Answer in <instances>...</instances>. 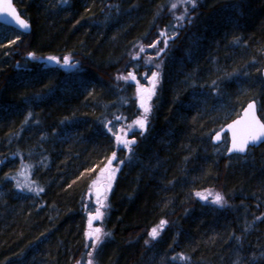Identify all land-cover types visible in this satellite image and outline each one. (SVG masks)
Returning <instances> with one entry per match:
<instances>
[{"label":"trees","instance_id":"1","mask_svg":"<svg viewBox=\"0 0 264 264\" xmlns=\"http://www.w3.org/2000/svg\"><path fill=\"white\" fill-rule=\"evenodd\" d=\"M14 4L31 33L0 24V264H264V143L227 156L226 136L211 140L251 100L264 121V0ZM130 71L136 81L117 79ZM155 71L146 130L134 133L145 115L135 83ZM24 165L35 192L17 187ZM112 165L86 255L88 195ZM214 191L223 207L196 195Z\"/></svg>","mask_w":264,"mask_h":264},{"label":"snow or ice","instance_id":"2","mask_svg":"<svg viewBox=\"0 0 264 264\" xmlns=\"http://www.w3.org/2000/svg\"><path fill=\"white\" fill-rule=\"evenodd\" d=\"M64 2L66 3L67 0H64ZM189 3L191 4L192 7H195V0H189ZM171 7L175 8L176 5L173 4ZM178 19L180 21H183L184 16H179ZM20 23L23 25L24 28L28 27V25L24 24L23 21H20ZM158 43H159V41H157L156 43H153L152 45H150V47H156V45ZM164 47L165 48L167 47V41L166 40L164 42ZM144 51H145V49L143 47H141L139 49L140 53H143ZM156 55L159 56V52H157ZM29 57L34 59L35 58V54L34 53H30ZM47 59L49 61H55L57 64H60V60H58L55 57H48ZM134 59H139V55L134 57ZM146 64L150 65L153 68L159 69V64L158 63L153 64L151 60L146 61ZM62 66L74 67V64H72L69 61V59L67 57H65L63 59V65ZM158 77H159L158 71L152 72L150 77H148V73H144L143 74V78H148V79H150L153 82L152 83V90H151L152 94H154L156 83L158 82ZM117 79H122V80H125V81H128L129 79H131L132 81H136L137 77L130 71L127 76H119V77H117ZM141 107L143 108V111H144L145 115L141 119H137V120L134 121V124L137 126L135 129H132L134 131V133H138L141 130H146L147 114L150 112L151 109H150V107L145 106L144 104H141ZM254 107H255L254 104H249L248 105L249 109H254ZM247 115H248V113L245 112V116H247ZM252 119H253V122H254V124H255V126H256V128L258 130L249 132V133H247L245 135H242L239 140H237V138H236V136L234 134L233 135V140H232V150H234V151H236L238 153H245L247 151V149H248L249 144H251L253 147H255L258 143L264 142V123H260L258 120H256L254 113H253ZM109 123H111V122H109ZM235 123L239 124L240 121H236ZM229 127L231 128L232 126L230 125ZM130 129H131V126H130ZM108 130L111 131L110 128ZM219 138H220L219 135H217L216 139L219 140ZM115 140H116L117 144H119L123 149H128L129 151H131L130 145L135 143L134 140H128V139H125V138H123V137H121L119 135L115 136ZM115 159H116V155H115V152H114L113 156H112V159H110L108 161V164L111 165L112 164V160H115ZM118 163H123V161H118ZM118 170L119 169L117 168V169H115L113 171V173H112V177L113 178H114V175H115V171H118ZM17 187H21V186L18 184ZM108 188L109 189L111 188V183L108 184ZM28 190L29 191H33V192L37 191L35 188H31V187H29ZM39 191H43V189L41 188V189H39ZM196 195L198 197H200L201 199L208 200V197L207 196H203L201 193H196ZM211 203H214V204H216L218 206L223 207L227 202L224 200V198L220 194H216L214 199L211 201ZM95 211L97 213V218H99V216L101 215L100 210L99 209H95ZM165 223H166V221H161V223H160L161 230H162V226ZM100 231H101L100 228H96L94 230V232L89 233V237L91 238V237L94 236L95 240L93 242V245L91 246V250L86 255H91V251L95 250V243L100 242V236H99ZM150 235H151V237L153 239H155L159 235V232L157 231V228H153L151 233H150ZM87 264H92L91 260H88Z\"/></svg>","mask_w":264,"mask_h":264},{"label":"water","instance_id":"3","mask_svg":"<svg viewBox=\"0 0 264 264\" xmlns=\"http://www.w3.org/2000/svg\"><path fill=\"white\" fill-rule=\"evenodd\" d=\"M20 21H23L24 24H27L28 27L24 28L23 25L20 23ZM0 24L4 26L11 27L19 32H22L24 34H30L31 33V26L30 24L21 16L18 9L16 8L14 4V0H0ZM30 58V57H29ZM40 62H46L50 66L56 65L55 61H49L48 59H43ZM68 66H66L67 68ZM262 78L264 80V68L262 69ZM149 94V89H147L145 86L138 87V95H144L145 97L141 98L139 100V104H146V96ZM254 104V109H249L248 105ZM245 112L248 113L247 116H245ZM253 113L255 115L256 120H258L260 123H264L261 116L258 112V106L255 101L248 102L243 109L240 111L239 116L234 118L233 120L226 123L222 128H220L218 131L215 132V134L212 137V142L214 145H220L223 142L224 135H227L228 138V145L226 148V155H239V156H245L248 151L252 148H258L260 147L264 142L258 143L255 147H253L251 144H249L248 149L245 153H238L234 150H232V140L233 135L235 134L237 140L241 138L242 135H245L249 132L258 130L253 122ZM236 121H240L239 124H236ZM232 126L231 128L229 126ZM219 135V140L216 139V136ZM114 169V166H111L110 169L107 172L108 178L107 182L101 183L99 186H97L93 190V194L97 202L107 193L110 191V189L107 186V183L111 181V171ZM92 220V217H91ZM90 220V221H91Z\"/></svg>","mask_w":264,"mask_h":264},{"label":"rangeland","instance_id":"4","mask_svg":"<svg viewBox=\"0 0 264 264\" xmlns=\"http://www.w3.org/2000/svg\"><path fill=\"white\" fill-rule=\"evenodd\" d=\"M79 65L78 64H74V67H69L68 69H64L66 72H75L76 71V68L78 67ZM79 76V78H77V80L75 82L77 83H82L83 81L80 79V75H77ZM152 81L148 84V86H146L148 89H149V94L146 96V104L145 106H148V107H151V103H152V100L154 98V95H155V91H156V87H155V90H154V94L151 93V90H152ZM136 85V84H135ZM135 92H136V87H135ZM136 94V99H137V104L139 102V100L143 97H145L144 95H137V92L135 93ZM139 106V104H138ZM140 108V110H142V112L144 113L143 111V108L140 106L138 107ZM32 170L30 169L29 166H26L24 165L22 168H21V171L19 172L18 176L16 177V181H17V185L19 184L21 187L20 188H23V189H28L29 186L31 188H35V184L33 183L32 181ZM107 171H108V168H105L100 176L93 182L92 184V187H91V190H90V194L88 195V200L91 201L93 204H95V209H99L100 210V213H104L105 210L107 209V207L109 206V196H110V192L106 193L100 200H99V204H97V200L95 199L94 197V194H93V190L94 188H96L98 185H100L101 183L105 182L106 179H107ZM114 171V170H113ZM113 171L111 172V181L109 183H111V189L114 185V179H115V176L117 174V171H115V175H114V178L112 177V173ZM108 183V184H109ZM201 194L203 196H207L208 197V200H204L202 199L203 201L205 202H210L214 199L215 195L216 194H220L218 191H214V192H201ZM221 195V194H220ZM103 215V214H102ZM94 217V220H93V224H92V227L91 228V231L90 233L94 232V227L97 226V221H98V218H97V215L96 216H93ZM100 235V234H99ZM92 239H95V237H91ZM100 263V262H99Z\"/></svg>","mask_w":264,"mask_h":264},{"label":"bare ground","instance_id":"5","mask_svg":"<svg viewBox=\"0 0 264 264\" xmlns=\"http://www.w3.org/2000/svg\"><path fill=\"white\" fill-rule=\"evenodd\" d=\"M27 21V20H26ZM58 59V58H57ZM64 59V58H63ZM63 59L62 60H60V66L61 67H65L66 68V66H62L63 65ZM59 60V59H58ZM69 61L72 63V64H78L77 62H74V61H72V59H69ZM70 66H68L66 69H68ZM264 68V67H263ZM262 68V69H263ZM261 72H262V70H261ZM261 77H262V74H261ZM263 79V78H262ZM251 101H254V100H251ZM250 102V101H249ZM256 102V101H255ZM257 104V103H256ZM94 118H96L95 116H94ZM215 134V133H214ZM213 134V135H214ZM213 135L211 136V140H212V137H213ZM226 151V150H225ZM226 153V152H225Z\"/></svg>","mask_w":264,"mask_h":264}]
</instances>
